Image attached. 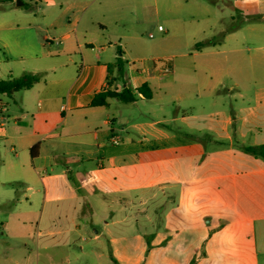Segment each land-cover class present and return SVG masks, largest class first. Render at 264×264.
I'll return each mask as SVG.
<instances>
[{"label": "crops", "instance_id": "1", "mask_svg": "<svg viewBox=\"0 0 264 264\" xmlns=\"http://www.w3.org/2000/svg\"><path fill=\"white\" fill-rule=\"evenodd\" d=\"M156 4L0 0V81L41 76L32 89L10 96L19 107L11 116L21 125L7 129L0 116V143L18 150L13 179L29 185L23 194L27 207L5 196L15 209L0 219L1 235L13 238L12 217L18 213L23 235L30 217L39 228L51 209L57 223L37 241L36 254L24 256L26 264H71L60 256L61 245L75 244L70 235L60 244L57 237L64 232L81 242L107 236L114 242V229L123 227L109 214L93 238L85 234L93 232V223L58 226L62 204L92 216L97 198L109 211L122 203L130 205L127 210L152 204L140 213L151 226L139 239H153L144 264H264V160L244 152L264 145V43L252 57L251 39L239 27L222 43L204 47L210 51L198 50L192 63L175 54L164 66L142 62L127 68L132 54L117 49L125 38L140 45L133 25L141 12L148 21ZM230 40L237 46L219 50ZM118 58L126 62L122 81L109 69ZM145 85L149 98L138 92ZM123 88L135 101L109 98L105 106H92L98 94ZM134 110L142 117H134ZM3 113L9 109L0 99ZM0 242V263H19L4 238Z\"/></svg>", "mask_w": 264, "mask_h": 264}, {"label": "rangeland", "instance_id": "2", "mask_svg": "<svg viewBox=\"0 0 264 264\" xmlns=\"http://www.w3.org/2000/svg\"><path fill=\"white\" fill-rule=\"evenodd\" d=\"M25 2L29 4L30 0H25ZM156 5L158 10L155 13L150 12L148 21L144 22L145 15L141 12L139 15L140 22L138 25H133L139 33L140 45L134 46L132 41L125 38L122 42V49H117L119 54L122 53L121 50L125 52V48L132 54L127 68L139 67L142 62L148 64L156 62L164 66L165 62L170 58L173 59L175 54H185V57L181 58L185 61L184 63H192V55L201 50L210 51V49L206 50L207 48L197 49L195 47L197 43L220 44L228 32L238 30L239 27L242 28L240 33L251 39L250 53L252 57L257 54L256 48L264 43V19H262V17L264 18V0H157ZM160 26L163 31L159 30ZM226 43L227 46H223L219 50L236 47L238 41L230 40ZM126 44L127 47H125ZM0 99L7 103L9 109V113H3L0 116H5L7 129L14 130L21 125V122L14 121L11 113L12 111L18 112L19 107H17L14 98L10 96L0 95ZM142 111L147 114L146 108H142ZM19 116L20 120H23L22 115ZM125 116L128 117L127 114ZM133 116L142 117L135 110ZM13 132L11 131V133ZM12 146L10 142L3 141L0 143V219L15 209L14 202L4 201L5 196H16L22 200V205H28L23 194L29 185L18 183L13 179L15 178L13 160L18 150H12ZM22 160L23 158L19 159V161ZM92 203L94 206V210L91 211L92 216L89 214V210L86 211L85 215H77V208H73L68 203L62 204L58 222L59 228L67 230L78 224L93 223L95 224L93 232L85 233L86 238H93L94 232L103 226V215L109 214L112 217H108L111 222L115 223L118 220L121 223L122 231L120 228L116 233L114 229V234H117L114 242H111L108 236L102 237L97 242L90 240L81 242L76 234L64 232L57 237L60 244L66 241L68 235L71 236L72 241H75V244L70 247L61 245L60 256L72 259L71 264H114L113 258L118 259V264H144L143 261L147 257L153 239L140 241L141 232L149 230L151 226L145 217L140 216V213L142 210H151L152 204H145L143 207L136 204L135 209L127 210L130 205L122 203L109 211L108 203L100 198L95 199ZM51 210L43 218L39 228L36 217H30L27 220L29 231L26 235H23L18 228L19 219H24L19 213L12 217L15 230L12 234L13 238L6 239V236L1 235L3 231L0 230V239L4 238L10 255L19 262L13 261L6 264H26L23 260L24 256L36 254L37 241L42 239L41 236H44L48 230L53 227L55 229L57 225L55 219L52 220L50 217ZM53 210L56 211L55 208ZM39 233L40 235H38ZM1 245L0 242V248ZM80 247H84L83 252H80ZM29 264L35 263L30 262ZM59 264L67 263L60 262ZM191 264H194V261Z\"/></svg>", "mask_w": 264, "mask_h": 264}, {"label": "trees", "instance_id": "3", "mask_svg": "<svg viewBox=\"0 0 264 264\" xmlns=\"http://www.w3.org/2000/svg\"><path fill=\"white\" fill-rule=\"evenodd\" d=\"M210 42H200L195 45L197 49L210 46ZM109 69H116V81H122L125 76L126 62L122 58H118L117 61L109 66ZM41 80V76L38 74L26 73L20 77H9L5 80L0 81V95L11 96L17 92L30 90ZM147 86H143L139 89V93L143 94L145 97L149 98L146 93ZM109 98H115L124 103H130L135 101L136 96L128 88H123L122 91H108L106 93H101L95 96L92 102V106L99 107L107 105V100ZM36 147L32 149V153L35 151ZM244 152L256 158H261L264 160V145L262 146H251L246 147Z\"/></svg>", "mask_w": 264, "mask_h": 264}, {"label": "built area", "instance_id": "4", "mask_svg": "<svg viewBox=\"0 0 264 264\" xmlns=\"http://www.w3.org/2000/svg\"><path fill=\"white\" fill-rule=\"evenodd\" d=\"M159 30H160V31H163V28H162V27H159ZM151 37H153V35H151ZM170 72H171V68L166 66V67L164 68V73H165V74H169ZM114 143H115V144H118V143H119V139L115 138V139H114Z\"/></svg>", "mask_w": 264, "mask_h": 264}, {"label": "water", "instance_id": "5", "mask_svg": "<svg viewBox=\"0 0 264 264\" xmlns=\"http://www.w3.org/2000/svg\"><path fill=\"white\" fill-rule=\"evenodd\" d=\"M19 4H20V5H23V3H21V2H20Z\"/></svg>", "mask_w": 264, "mask_h": 264}]
</instances>
